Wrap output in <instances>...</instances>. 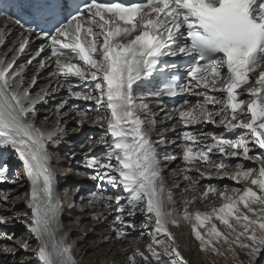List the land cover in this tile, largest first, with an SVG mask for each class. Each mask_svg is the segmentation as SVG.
Listing matches in <instances>:
<instances>
[{"label":"snow or ice","instance_id":"1","mask_svg":"<svg viewBox=\"0 0 264 264\" xmlns=\"http://www.w3.org/2000/svg\"><path fill=\"white\" fill-rule=\"evenodd\" d=\"M14 7L30 19L22 22L0 12L27 33L22 32L18 47L9 50L14 52L10 60L6 53L0 56V149H12L22 169L10 180L8 166L0 165V183L24 177L29 190L23 198L27 210L0 214V225L19 221L28 239L21 242L14 233L0 234V239L31 250L35 264H79L76 246L63 231L50 150L67 135L65 117L74 113L73 132L85 124L104 131L87 140L84 166L91 172L78 173L97 182L89 207L114 214L109 227L117 240L127 238L125 229L139 230L141 237L150 239L143 250L131 245L127 264H189L171 231L179 226L177 211L190 226L199 251L216 258L209 264H257L264 254V0H22ZM37 20L46 30L30 26ZM7 32L4 25L0 45ZM33 33L47 41L36 56L50 51L38 71L54 65L49 75L55 79L50 91L42 88L35 95L37 75L25 86L26 67H16ZM60 89L68 95L56 105V126L42 130L34 119L36 106ZM145 96L155 97L157 103L161 97H181L164 120L175 119L184 129L176 145L184 166L173 171L186 182L182 209L174 206L162 173L156 144L166 141L151 139L157 120L143 102ZM72 99L91 102L98 114L93 117L90 109L69 106ZM207 125L222 130L205 132ZM98 146L103 153L94 151ZM177 158L164 154L167 161ZM201 180L209 183L201 185ZM213 180L233 184L221 188ZM105 183L119 191L107 194ZM0 200L7 202L9 194L0 191ZM196 203L206 210L193 207ZM137 213L143 217L140 224L131 219ZM91 218L106 216L93 211ZM16 251L0 245L5 256L14 257ZM29 260L24 257L20 264Z\"/></svg>","mask_w":264,"mask_h":264},{"label":"bare ground","instance_id":"2","mask_svg":"<svg viewBox=\"0 0 264 264\" xmlns=\"http://www.w3.org/2000/svg\"><path fill=\"white\" fill-rule=\"evenodd\" d=\"M5 51H6V49H3L0 52V56H3ZM39 71H38V67H30L25 72V77L29 73L34 74V73L39 72ZM51 72L52 71L50 69L45 71V72H42V74L38 78L37 85L32 90V94L33 95H35L36 93L40 92L42 88H49V91H50V86L51 87L55 86V79L50 77V75H49ZM55 94H58V91L54 92V93H51L50 95L46 96L45 97V100L47 101L46 103L41 102V103H39L36 106V109H37L36 110V114H39L38 116L44 117L43 118L44 123H41L39 125H38V119L34 117V119L36 121V126L41 128L42 130H49V129H52V128H54L56 126V105H58L64 98L67 97V96L63 95L60 91H59V95H55ZM83 102H85V101H83ZM143 102L144 103H146V102L149 103L148 105H150L149 106L150 109H154V111H155L154 115L156 116V118L158 117L159 120H160V122L158 121L159 123L156 124V131L151 133V138H154V140H156V142H157V141H159L161 139V137H163L164 140L166 141V143L160 144V146H162V147L161 148L157 147V150L158 151H162L163 150L162 148H164L166 150H169V149L171 150L173 144L170 143V142L174 141L173 140L174 138H172V136H169L170 138L167 140L166 137L168 136V134L172 135L171 132H173V131H175L176 133H178V132L180 133L184 129L182 128L181 125L180 126H173L172 125V127H170L171 129H168L167 126L170 125L171 122H172V120H164L165 113L168 112V110L165 109L164 107H161L159 105L154 104L151 101V99H149L147 97H144ZM85 103H87L88 105L91 106L92 114L97 112L96 106L94 104H92L91 102H85ZM87 104H85L84 109H88ZM71 105H75L76 107L77 106H81V105L84 106V104H81L80 102H76V100H74V99L69 100V106H71ZM67 107L68 106H66L65 111L67 110ZM73 114L74 113H70L68 118L65 117V120L67 121V129H68L67 135L61 140V142H60L58 147H51L50 148V150L54 153L53 162L56 165V171H57V181H58V183H57V191H58V195H59L60 199L62 197L66 201H69L68 203L70 204L69 208H67V209H66V207H62V212H61V217L60 218H62L65 213H70V211H72V210H70L71 209L70 206L74 202V199L70 198L69 195L66 194L68 189H69V187L73 186V184L76 183L77 184L76 185L77 188H79L80 186H82V184L86 185V181H87V179H83L82 177H80L78 179H75L74 176L71 175V173H70L73 170L76 171L77 174L79 173L78 171H79L80 166H78L79 164L78 165L76 164L77 163V157L81 156V154L83 152H81L80 150H83V149H80L78 147V145H76L73 141H74L75 138L78 137V133L83 128L86 127V124H85L80 129L79 132H73L72 129L76 125V124L72 125V121H71V118H70V115H73ZM142 115L146 116L147 114H142ZM46 116L49 117V119L45 120ZM30 119H32V117H30ZM161 121H163V122H161ZM196 127H200V126L197 125ZM208 127H209V125L205 126L204 127V131ZM82 133H84V132H82ZM73 137H75V138H73ZM65 147L67 149H69V150H72V152H75L76 155H75L74 158H70L69 156H67V152H66L67 149H64ZM84 151H87V147L84 148ZM62 157H64L66 159V161H67L66 163H65L64 160H61ZM13 158L19 159L17 154H14L12 156V159ZM62 161H64V162H62ZM167 164H169V162H167ZM12 165H13V162H12ZM249 166H254V165L249 164ZM15 169H16V171L22 169L21 161H20V164H16L15 165ZM173 171H174V167H172V169L169 170L168 179L166 181V185L169 182H173L174 181L173 185H170V186L167 185V187H169L171 190L176 189V185L179 182V180H178L179 176L178 175L173 176ZM192 175H196V173H192ZM202 181L204 183H208L209 182L207 180H201V182ZM91 182L94 185L96 181L91 180ZM221 182L222 181H218V182H215V183H218L219 186L221 187V186H223V184ZM226 184L232 185L233 182L232 181H228V182H226ZM11 187H13V189L9 190ZM96 187H97V184H96L95 188ZM103 187L107 190L108 193H110V192L114 193L116 191H119L118 189H112L111 187H108V185L106 186L105 184L103 185ZM6 189H8V190H4L3 192L9 194V200L6 202V203H8L7 204L8 206L0 207V214L6 215V216H14L15 213L18 212V208H21L20 213L26 211L27 209H26L24 200H22V197L24 198L25 194L29 190V184H28L27 179L24 178V177H21L20 179L16 180L15 183H11ZM63 195H64V197H63ZM17 196L21 197V199L17 200L16 199ZM88 199H89L88 196L79 198V202L82 204V207H81L82 210L80 209L81 213H79V219L80 220H87L88 217L86 216L87 214L86 215L84 214V211L86 209H89L90 215L89 214L88 215L90 216V221H91L90 226L93 227V228L102 227L104 229L103 230V234L100 235L101 239L99 241L94 242L93 244L90 243L91 246H89V247L93 248L94 246H96L94 248H98L99 245H100V242H102V241L103 242L106 241V243H108L105 246V249L104 250L102 249V254L100 255V257L94 258L88 264H110L111 259H113L112 256L116 255V253L114 252V247H115L114 238H115V234L113 232H111V229L109 227V225L111 224V222L113 220V215L114 214L113 215H108V212L110 210L106 209V208H103V207H97V208L89 207ZM173 199L175 201V205L174 206H177V203H179V202H178V199L176 198V194L174 192H173ZM2 202H4V201L0 200V204ZM13 204H14V207H13ZM10 209H12L14 212L10 213ZM93 211L103 212L105 214L106 218L101 219L99 221H94L91 218V213ZM14 227L21 229L22 227H25V225L23 223L19 222V221H13V223L9 224V225H0V228H14ZM25 230H26V227H25ZM63 231H66L68 233L71 232L70 230L67 231L65 229H63ZM173 233H174V235L176 237L177 242L181 246L180 247L181 254L189 261V264H209L210 260L216 259L214 257L212 259H210V260L209 259L207 260V259L204 258L203 253L201 254V252L199 251L198 242L195 241V239L191 235L190 227L185 228L183 226H179V227H177L175 229V232L173 231ZM132 234H133V231L131 230L130 233H128V236H132ZM105 237H109V239H105ZM27 238H28V236H27ZM83 239L84 238H79V240L73 241L72 238L69 236L68 237V242L69 243H74V244H76V242H79L81 244V246L79 248L80 249L79 251H80V253H83V251L85 249H88L87 243H84ZM33 241H35V239H31V242H33ZM14 245L15 244H13L12 247ZM14 247L17 248L16 253H19V252L24 253L25 252L23 249H20L19 245H17V244ZM144 248L145 247H143V248L141 247V250H143ZM77 252H78V250L74 249V254L76 256V259L79 261V264H81L80 263L81 260L78 257ZM110 254H111V256H109ZM260 257L258 258L257 264H264V259H262ZM13 258L14 257L11 255L10 256V261H12ZM241 258L243 259L244 257L242 256ZM7 259H8V255L5 256L4 254L0 253V264H5V261ZM119 259L120 260H119L118 264H127V260L124 261L123 258H121V257ZM121 260H122V262H121ZM83 264H86V263H83ZM219 264H224V261H222V260L219 261Z\"/></svg>","mask_w":264,"mask_h":264},{"label":"rangeland","instance_id":"3","mask_svg":"<svg viewBox=\"0 0 264 264\" xmlns=\"http://www.w3.org/2000/svg\"><path fill=\"white\" fill-rule=\"evenodd\" d=\"M76 102H80L81 104H84V106H82V105L81 106H77V108H79L81 110H84L85 104H87V103H85L83 101H78V100H76ZM146 103L149 104L148 102H146ZM87 107H88V109H90L92 111V108H91L90 105L87 104ZM154 113H155L154 109H151V114L154 115ZM93 114H96V113H93ZM38 115L39 114H36L35 118L38 119V125H39L41 123H44V121H43V118L44 117H42V119H40L41 116H38ZM73 115H70V118ZM68 117H66V118H68ZM93 117H94V115H93ZM155 118H156V116H155ZM156 120H157V123L160 122V120H159L158 117L156 118ZM71 121H72V125H75L76 124L75 123V120L71 119ZM172 125L173 126H180L179 124H177V122H176L175 119H173L172 122H171V124L167 126L168 129H171L170 127H172ZM75 127H76V125H75ZM221 130L222 129H220V128H214L212 125H209V127L206 128L205 132H209V131L219 132ZM80 132L87 133L90 137H94V138H99V136H101V135L104 134V131L102 129H100L99 127L90 126L89 124H86V127L83 128ZM180 133L179 132L176 133L175 131H173V132H171L172 135H169L168 134V136L166 137V139L168 140L170 138L169 136H172V138H174L173 140L176 141V144H173L171 150L170 149L169 150H166V149L162 148L163 149L162 151H158V152H160V157L159 158H160L161 163H162V173H163V175L165 177V181H167V179H168V172H169V170L172 169V167H174V170H176L178 168V166L179 167H183L184 166L182 160L179 158V154H180L181 150L176 146L179 143H181ZM73 138H75V137H73ZM151 139H152V141L154 140V138H151ZM153 142L156 143V140H154ZM156 146L158 148H161L162 147V146H160V144L159 145L156 144ZM95 150H97V153L98 152H102V153L104 152V149H103L102 146H98V147L94 148V151ZM80 151L81 152H84V149L83 150H80ZM169 152H171L173 154H176L178 156V158H177L176 161H167V160L164 159V154L169 153ZM61 160H64L65 163L67 162L64 157H62ZM64 161H62V162H64ZM167 162H169V164H167ZM76 164L78 165L79 163L77 162ZM78 166H80V164ZM80 168H81V166H80ZM80 168H79V171H78L79 173H86L88 171L91 172V170H89V169L87 171H84V172L82 171L81 172L80 171ZM70 173H71V175L74 176L75 179H78V178L82 177L83 179H87V181H86V185L82 184V186H80L79 188H77V186H76L77 184L76 183H74L73 186H70L69 187V189H68V191H67L66 194L69 195L70 198H73L74 199V202L70 206L71 207L70 210H72V211H70L71 214L70 213H65L64 216L62 218H60V219H61V223L63 225V229H65L67 231L68 230L71 231L69 233V236L72 238L73 241H77V240H79V238H84L83 239V242L84 243H87L88 249H85L83 251V253H80V251H79L80 249L79 248H80L81 244L79 242H76V244H75L76 245L75 250H78L77 254H78V257L81 260L80 263L81 264H83V263L88 264L94 258L100 257V255L102 254V249L104 250L105 249V246L108 243H106V241H104V242L102 241V242H100L99 247L97 246L98 248H94L96 246H94L93 248L92 247H89V246H91V244H93L94 242L99 241L101 239V236L100 235L103 234V230H104L102 227H95V228H93V227L90 226L91 221H90V216H89L90 215L89 209H86L84 211V214L85 215L87 214L86 215L88 217L87 220H80L79 219V213H81V210H82L81 209L82 204L79 202V198L85 197V196H88L89 197V195L87 194L88 193L87 191H88L89 187L92 186L93 184L91 182V179H89V178H87L86 176H83V175H78L76 173V171H74V170L71 171ZM178 176H179V179H178L179 182L177 184H179L180 187H177V185H176V189L173 188L174 190H172V191L176 194V198L178 199V202H179V203H177V206H175V207L177 209H182L183 208V204L181 203V200H182V195L181 194L183 192V188H184L186 182L183 181L182 175H178ZM228 181L229 180H223L221 183L224 185ZM215 182H218V181H216V180L211 181V183H215ZM173 183H174V181L173 182H169L167 185L170 186V185H173ZM200 183H201V185L206 184L203 181L202 182L200 181ZM95 184H94V187H95ZM105 185L107 186L106 183H105ZM108 187H110V186H108ZM222 187L223 186H221V188ZM11 189H13V187H11L9 190H11ZM6 190H8V189H6ZM112 193L113 192H110V193L107 192V194H112ZM63 197H64V195H63ZM22 200H24L23 197H22ZM68 202L69 201H66L65 199H63L61 197L62 207H66V209L69 208V205L70 204ZM5 203L6 202H2L1 204L3 206H8L7 205L8 203H6V204ZM193 207L200 208L201 210H206L204 208V206L202 204H200V203H196ZM20 211H21V208H18V212H20ZM12 212H14V211L12 209H10V213H12ZM175 215H176V218L179 220V226H183L185 228L190 227L183 220L182 214L179 211H177L175 213ZM134 218H132V220L136 224H140L142 222V220H143L142 215H140L139 213H137V215ZM179 226H172L171 227V231L172 232L173 231L175 232V229L177 227H179ZM125 230L128 233H130V231H131V229H125ZM26 232H27V229L25 230V227H22L21 229L20 228H15V227L14 228H0V234H12V233H14L16 239H18L21 242L24 239H28L27 238V235H26ZM149 242H150L149 237L147 235L141 237L139 230L138 231H133L132 236H127L126 239L117 240L116 238H114V243H115L114 252L116 253V255H113L112 256L113 259H111L110 264H116V263L118 264L119 263V260H120L119 259L120 257L123 258L124 261L127 260V256L130 255L131 252H132L131 245L136 244L140 248L141 247L143 248ZM13 244L16 245L17 243H15L14 241L11 242V241H8V240H5V239H0V245H7L9 247H12ZM30 244H31V247L32 248H35L36 247V242L35 241L31 242V240H30ZM125 249H127V251H125ZM29 251L28 252H26V251L24 252L23 251L24 253H22V252L16 253L15 256H14V258L12 259V261H10V256L11 255H8V259L9 260L7 259L5 261V264H20V261L22 259H24V257H29L30 258V260L28 262H26V264H35L34 254H33V252L31 250H29ZM201 254H202V252H201ZM109 256H111V254ZM203 256L207 260L208 259L210 260V259L213 258V257H208L207 258L204 255V253H203ZM260 258L264 259V254L261 255ZM121 262H122V260H121Z\"/></svg>","mask_w":264,"mask_h":264}]
</instances>
